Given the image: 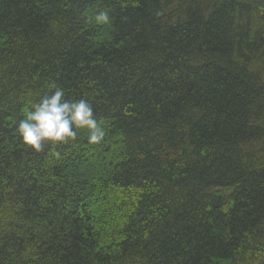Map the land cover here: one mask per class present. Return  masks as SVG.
Returning a JSON list of instances; mask_svg holds the SVG:
<instances>
[{"label":"trees","instance_id":"1","mask_svg":"<svg viewBox=\"0 0 264 264\" xmlns=\"http://www.w3.org/2000/svg\"><path fill=\"white\" fill-rule=\"evenodd\" d=\"M57 86L100 144L21 143ZM0 264H264V0H0Z\"/></svg>","mask_w":264,"mask_h":264},{"label":"clouds","instance_id":"2","mask_svg":"<svg viewBox=\"0 0 264 264\" xmlns=\"http://www.w3.org/2000/svg\"><path fill=\"white\" fill-rule=\"evenodd\" d=\"M95 21L107 24L110 22L109 14L101 11L95 16ZM76 129L87 131L90 145L100 144L106 135L103 126L94 117L91 104L85 99L66 100L64 89L57 86L51 94L44 95L31 105L15 131L24 146L42 152L45 145L55 147L75 141ZM53 154L59 155L57 152Z\"/></svg>","mask_w":264,"mask_h":264}]
</instances>
